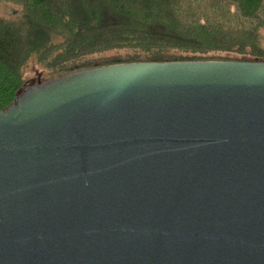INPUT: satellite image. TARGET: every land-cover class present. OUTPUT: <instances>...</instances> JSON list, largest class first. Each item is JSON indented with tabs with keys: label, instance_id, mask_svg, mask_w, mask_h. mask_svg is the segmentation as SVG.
Returning <instances> with one entry per match:
<instances>
[{
	"label": "water",
	"instance_id": "1",
	"mask_svg": "<svg viewBox=\"0 0 264 264\" xmlns=\"http://www.w3.org/2000/svg\"><path fill=\"white\" fill-rule=\"evenodd\" d=\"M0 264H264V62L24 88L0 109Z\"/></svg>",
	"mask_w": 264,
	"mask_h": 264
},
{
	"label": "trees",
	"instance_id": "2",
	"mask_svg": "<svg viewBox=\"0 0 264 264\" xmlns=\"http://www.w3.org/2000/svg\"><path fill=\"white\" fill-rule=\"evenodd\" d=\"M96 1L0 0L19 6L9 16L0 14L1 110L13 103L26 86L25 71L32 63L41 68V79L36 82H42L122 62H264L260 34L264 0H231L243 13L244 21L240 30L228 29V35L221 26L207 23L191 28L180 23L184 27L175 28L163 22L159 14L131 11L124 0H115L112 5L109 0ZM168 8L173 13L176 7L171 3ZM47 17H55L56 24L48 22ZM110 51L126 53L88 61L89 56Z\"/></svg>",
	"mask_w": 264,
	"mask_h": 264
},
{
	"label": "rangeland",
	"instance_id": "3",
	"mask_svg": "<svg viewBox=\"0 0 264 264\" xmlns=\"http://www.w3.org/2000/svg\"><path fill=\"white\" fill-rule=\"evenodd\" d=\"M97 1L99 2L101 0ZM114 3L115 0H109L110 5ZM171 3L176 7L173 13L168 8ZM124 5L130 8L131 11L141 9L153 15L159 14L164 19L163 22L175 28L182 29L184 26L180 23H185L188 28L199 25L203 26L207 23L218 27L221 26L223 28L221 30L225 31V35H228L226 31L230 28H234L237 31L240 30V25L244 21L243 13L237 8L236 3L231 0H124ZM18 9L19 6L16 4L8 2L0 3V14L2 16H9ZM47 21L56 24L55 17H47ZM260 34L261 44L264 46V26L261 28ZM125 53V51H110L101 55L89 56L88 61H94L99 57L125 56ZM40 75L41 68L32 63L25 71L26 86L24 88L34 84L36 80L41 79Z\"/></svg>",
	"mask_w": 264,
	"mask_h": 264
}]
</instances>
